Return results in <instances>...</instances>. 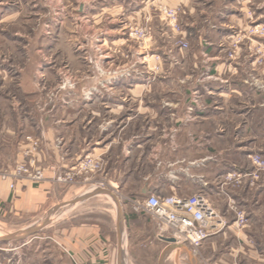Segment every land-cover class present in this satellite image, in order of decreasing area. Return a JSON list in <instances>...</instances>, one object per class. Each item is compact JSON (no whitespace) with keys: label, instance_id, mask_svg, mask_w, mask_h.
Returning <instances> with one entry per match:
<instances>
[{"label":"rangeland","instance_id":"374dc122","mask_svg":"<svg viewBox=\"0 0 264 264\" xmlns=\"http://www.w3.org/2000/svg\"><path fill=\"white\" fill-rule=\"evenodd\" d=\"M225 6L240 12L232 26H225ZM211 91L235 93L191 99L208 117L185 130H162L158 116L140 128L141 108L153 114L160 104L182 101L180 92ZM127 118L131 126L109 137L114 156L87 152L51 179L36 165L49 124H73L77 147L95 138L97 127ZM2 122L21 128L24 160L0 170L32 164L44 179L22 180L49 184L60 206L24 216L0 211V237L45 225L25 247L17 239L0 244V264H82L65 253V230L109 223L115 204L196 194L218 225L194 254L202 264H264V0H0ZM133 137L146 144L132 173L116 157ZM184 167L199 177L181 178ZM144 184L156 193L142 195ZM167 185L178 189L170 193ZM86 192L97 197L80 201ZM216 235L223 236L214 251L204 248Z\"/></svg>","mask_w":264,"mask_h":264},{"label":"crops","instance_id":"0c3cea01","mask_svg":"<svg viewBox=\"0 0 264 264\" xmlns=\"http://www.w3.org/2000/svg\"><path fill=\"white\" fill-rule=\"evenodd\" d=\"M239 13L232 6H225V26L228 23L232 26ZM233 93L235 92L211 91L189 94L180 92L177 95H183L180 98L182 101L160 104L158 111L153 112V114L147 111V108H141V111L138 110L136 113V117L142 116V123H144L140 128L143 130H145L144 126L151 124L150 121L153 120V116L154 119H156L155 116H158L162 120L160 123L162 130H185L188 128L187 125H190L189 122L197 124L198 121H204L208 117L203 116V113L199 112L201 109H205L201 108V102H190L191 99L226 98ZM197 95H202L203 97ZM135 98L137 99L139 96H129V99ZM184 99L187 101H183ZM207 103L209 105L212 104L210 102ZM112 108H117L112 110L115 113L121 110L120 107ZM190 108L194 110V116L186 117L189 115L188 110ZM129 115L127 114V116ZM133 120L127 118V121L119 126L112 122L108 124L106 129L99 126L96 128L99 133L95 138L84 139L80 141V145L77 147L75 145L76 139H74V136L77 138L76 135L69 132L74 129L73 124H68L67 122L49 124L42 133L43 145L34 157L36 165L44 168L47 178L51 179L54 175V170L78 161L87 152L112 157L115 155V151L111 148L114 147L116 141L115 139L110 140L109 137L118 129L121 131L128 129ZM108 132L109 134H106ZM22 133L21 128L18 130L3 124V122L0 123V165H12L21 163L24 160L22 155L24 136ZM61 133L66 137L62 140V145L58 146L57 140ZM145 144L146 141L144 139L137 141L134 137L130 138L124 143H120L119 156L116 158L120 157V161L124 164L132 165L131 167L128 166L130 168L128 171L133 173L137 170L136 165L144 155ZM171 168L175 167L172 165ZM188 171L189 167H184L181 178L193 179L199 177L197 175L195 177L193 175L190 176ZM165 177L168 178L167 175ZM143 178L146 179L149 176L144 175ZM12 183L10 180L0 181V211L4 214H14L15 216L33 215L40 212L45 204H48L52 209L60 206L56 202L55 192L49 184L36 186L27 180H22L14 182V189L11 190L10 185ZM164 188L170 193L178 189L177 186L171 185H167ZM157 189L155 186L144 184L139 191L142 195H149L156 193ZM89 193L86 192L85 194L88 195L84 194L81 196L79 198L80 201L97 197L96 193ZM113 207L115 213L107 224L96 220L72 227L69 232L68 230L64 231L63 246L68 256L81 258L82 264H105L108 260L109 264H202L201 259L194 255L187 246L166 242L164 237L160 236L156 223L146 214L135 212L130 206L126 208V206L121 204H115ZM50 219V216H48L47 220L49 221ZM51 225L48 223V227H51ZM33 226L26 230L24 229L22 233L24 231L25 233L20 237H0V244L17 239L25 244L24 247L27 246L29 242L36 239L35 234L40 230V227L45 225L42 223L40 227L33 228ZM223 235H216L208 239V244L204 248L209 247L210 251H214L216 239ZM25 240L26 243L24 242Z\"/></svg>","mask_w":264,"mask_h":264},{"label":"built area","instance_id":"2783aa9c","mask_svg":"<svg viewBox=\"0 0 264 264\" xmlns=\"http://www.w3.org/2000/svg\"><path fill=\"white\" fill-rule=\"evenodd\" d=\"M22 179L38 183L44 176L32 164H18L15 168L0 170L1 181L17 182ZM10 187L14 188L13 183ZM133 210L149 216L156 223L160 236L173 239L175 244L187 246L193 254L218 228L215 224V211L200 194L189 198L175 195L160 198L150 195L134 203Z\"/></svg>","mask_w":264,"mask_h":264},{"label":"water","instance_id":"95a60500","mask_svg":"<svg viewBox=\"0 0 264 264\" xmlns=\"http://www.w3.org/2000/svg\"><path fill=\"white\" fill-rule=\"evenodd\" d=\"M165 241L168 243H174V240L168 237H164Z\"/></svg>","mask_w":264,"mask_h":264},{"label":"bare ground","instance_id":"6f19581e","mask_svg":"<svg viewBox=\"0 0 264 264\" xmlns=\"http://www.w3.org/2000/svg\"><path fill=\"white\" fill-rule=\"evenodd\" d=\"M103 49V48H102Z\"/></svg>","mask_w":264,"mask_h":264}]
</instances>
